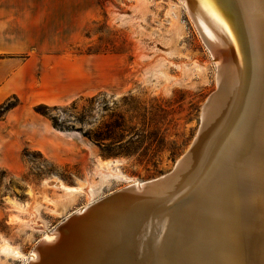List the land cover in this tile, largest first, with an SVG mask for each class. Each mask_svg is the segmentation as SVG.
Listing matches in <instances>:
<instances>
[{
  "label": "rangeland",
  "instance_id": "obj_1",
  "mask_svg": "<svg viewBox=\"0 0 264 264\" xmlns=\"http://www.w3.org/2000/svg\"><path fill=\"white\" fill-rule=\"evenodd\" d=\"M47 5L62 44L47 46L27 97L0 111V264H32L64 219L169 172L217 89L213 55L179 0Z\"/></svg>",
  "mask_w": 264,
  "mask_h": 264
},
{
  "label": "bare ground",
  "instance_id": "obj_2",
  "mask_svg": "<svg viewBox=\"0 0 264 264\" xmlns=\"http://www.w3.org/2000/svg\"><path fill=\"white\" fill-rule=\"evenodd\" d=\"M179 1L217 68L196 150L46 235L32 264H264V0Z\"/></svg>",
  "mask_w": 264,
  "mask_h": 264
},
{
  "label": "crops",
  "instance_id": "obj_3",
  "mask_svg": "<svg viewBox=\"0 0 264 264\" xmlns=\"http://www.w3.org/2000/svg\"><path fill=\"white\" fill-rule=\"evenodd\" d=\"M56 26V13L47 0H0V105L14 96L27 97L25 86L47 46L62 44L61 27L59 31ZM4 122L0 120V129ZM3 137L0 134V141Z\"/></svg>",
  "mask_w": 264,
  "mask_h": 264
},
{
  "label": "water",
  "instance_id": "obj_4",
  "mask_svg": "<svg viewBox=\"0 0 264 264\" xmlns=\"http://www.w3.org/2000/svg\"><path fill=\"white\" fill-rule=\"evenodd\" d=\"M244 57H246V55ZM214 93H215V91L211 95H213ZM211 95L207 98V100L205 101V103L202 107L207 106V101L211 97ZM202 124H203V122L201 121V125L197 131L196 136L194 137L193 141L191 142L189 148L178 158V160L175 162L174 166L172 167V169L169 172H167L163 175H160L155 179L145 181L141 184V186L129 185V186H126L122 189H119L117 191H114V192L106 195L105 197H103V198L95 201L94 203L88 205V207L84 211H81L79 213H73L72 215H70L69 217L64 219L57 226V228L55 230H58V232H60L59 234H61L62 228H64V225L66 223L73 221V220H74V222H76L78 220L84 219L85 217L89 216L94 210H96L100 207L102 208V207L108 206L107 204H110L113 200H115L118 197L125 195L126 193H135V195H142L147 190H156V189H159L160 187H162L163 184H165V182H167L170 178H172L173 176L176 175V172L181 168V166H183V164L185 162L186 163L189 162L190 158L192 157L194 150H196V148L200 142Z\"/></svg>",
  "mask_w": 264,
  "mask_h": 264
},
{
  "label": "trees",
  "instance_id": "obj_5",
  "mask_svg": "<svg viewBox=\"0 0 264 264\" xmlns=\"http://www.w3.org/2000/svg\"><path fill=\"white\" fill-rule=\"evenodd\" d=\"M11 98H14V97H11ZM8 101H9V99L6 102H4V103H2L0 105V111L1 112L4 113V112H6V111H8L9 109L12 108V106L8 105ZM42 107L46 108L45 106L39 105V106H37V107L34 108V111L37 112V113H39V114L46 115V113H44V112L41 111L40 108H42Z\"/></svg>",
  "mask_w": 264,
  "mask_h": 264
}]
</instances>
